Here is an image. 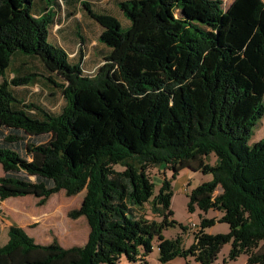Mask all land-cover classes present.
Returning a JSON list of instances; mask_svg holds the SVG:
<instances>
[{
  "label": "trees",
  "instance_id": "obj_1",
  "mask_svg": "<svg viewBox=\"0 0 264 264\" xmlns=\"http://www.w3.org/2000/svg\"><path fill=\"white\" fill-rule=\"evenodd\" d=\"M81 4L102 27L97 40L109 49L98 53L114 51L96 74L61 43L82 48V22L52 32L64 0H0V201L84 190L69 214L89 226L82 245L63 247L10 223L0 264H147L154 239L162 263L212 264L230 243V260L244 253L246 264H264V138L250 143L264 116V0H119L128 25ZM33 59L72 84L43 76ZM38 75L60 90V110L16 89ZM149 166L171 174L156 194ZM182 170L212 175L186 194L188 211L221 212L201 217L187 247L186 226L163 236ZM215 221L228 231L206 233Z\"/></svg>",
  "mask_w": 264,
  "mask_h": 264
},
{
  "label": "rangeland",
  "instance_id": "obj_2",
  "mask_svg": "<svg viewBox=\"0 0 264 264\" xmlns=\"http://www.w3.org/2000/svg\"><path fill=\"white\" fill-rule=\"evenodd\" d=\"M233 0H222L223 6L227 7ZM102 6H106L109 12L116 16L120 22L124 25L126 17L121 15L119 7L115 4V0H105ZM94 9L91 5H89ZM80 17V16H79ZM78 17V18H79ZM82 18V17H81ZM125 18V19H124ZM83 19V18H82ZM84 20L87 26H83V30L88 37V41L85 39L82 42L85 44L81 48V45L72 44L68 41H64L65 44H69L72 54L70 56H79L81 54V69L86 74H96L102 71L105 66L111 64L114 51L109 50L105 54H97L94 45L98 44L93 34H99L102 27L94 20L85 18ZM127 20V19H126ZM128 21V20H127ZM59 26H54L52 32H57L56 29ZM124 27V26H123ZM66 31V27L63 28ZM53 37L52 34L50 38ZM54 38V37H53ZM91 38V39H90ZM90 39V40H89ZM92 40V41H91ZM63 41V40H62ZM99 46V45H98ZM105 48V47H104ZM109 49V48H105ZM96 56V58L93 56ZM110 56V57H108ZM19 59H16L14 63H17ZM28 59L26 60V62ZM33 65L35 70L42 73L43 76H50L57 83L72 84L71 80L56 76L53 72L47 71L38 59H33V62H28ZM7 72L6 75H9ZM1 80V78H0ZM35 83L31 85H24L16 87L17 90L22 91L27 89V92L33 100L46 102V105L54 110H60L64 105V98L62 97L60 90L48 83L45 78L37 76ZM50 100L53 102L50 103ZM264 138V116L260 123L254 128L253 135L250 143ZM213 158H208L207 161L213 162ZM115 168L121 169L116 165ZM187 173V177L185 176ZM147 174L153 182L154 194L158 192L160 183L165 176L171 177L170 171L162 167L149 166L147 168ZM0 175H2V167L0 165ZM212 178L209 173L196 172L182 170L175 178L172 179L173 194L170 200L171 217L173 225L167 227L163 231V236L166 238H174L180 235L182 227H187L189 222L195 221L198 226L200 225L201 217L218 219L221 215L220 211L209 209L206 212H202L198 208H195L193 212L188 211L187 202L188 198L186 194L198 184L208 181ZM189 182V183H188ZM219 190V188L217 189ZM85 195V191H81L75 194H67L63 190H59L51 194L44 202H39V198L32 195H25L19 197H8L0 201V244H4L7 239V227L10 223L18 224L32 236L35 241L43 244L58 243L63 247H70L73 245H82L88 236L89 226L86 218L83 215L72 217L70 211L80 207L82 199ZM204 231L209 234L226 233L228 231V225L223 222L215 221L213 225L204 228ZM185 232L183 236H185ZM190 238H186V247L190 244ZM152 251L147 256V264H196L195 260L191 256L181 257L177 256L167 262H160L158 260V249L156 246V240L154 239ZM230 249V243L223 245L222 249L217 255V258L212 264H246L247 255L241 253L234 260L228 258ZM126 259L123 257L120 260V264H125Z\"/></svg>",
  "mask_w": 264,
  "mask_h": 264
},
{
  "label": "crops",
  "instance_id": "obj_3",
  "mask_svg": "<svg viewBox=\"0 0 264 264\" xmlns=\"http://www.w3.org/2000/svg\"><path fill=\"white\" fill-rule=\"evenodd\" d=\"M84 1H86V2H88V4L89 5H91L94 9L95 8H99V6H102L101 4L105 1V0H64V8H65V11L64 12H62V14H67V16H65V19H64V21H63V23L62 24H58V25H56V26H62V27H65V26H68V25H71V26H74V24H75V22L76 21H80V22H82V27L85 25V26H87V25H89V24H87L86 22H85V20H84V17L85 18H89L90 20H92L90 17H88L87 15H86V12H85V10L83 9V7H82V4H81V2H84ZM119 0H115V4L117 5V2H118ZM118 6V5H117ZM104 7H106V6H104ZM107 8V7H106ZM64 14V15H65ZM121 15L123 16V14L121 13ZM80 16V17H79ZM79 17V18H78ZM83 19H82V18ZM124 17V16H123ZM125 19V18H124ZM129 23H128V21L125 19V24L124 25H128ZM84 31V30H83ZM101 32V31H100ZM58 33H59V31H58ZM58 35V34H57ZM99 34H93V36L92 37H94L96 40H97V36H98ZM84 36H85V39L88 41V37H87V35H86V33L84 32ZM91 39V38H90ZM89 39V40H90ZM92 41V40H91ZM61 43L63 44L64 42H62L61 41ZM73 44V43H72ZM70 45H71V43H70ZM70 45H69V50H68V52H70V54H72V50H71V48H70ZM99 45V46H98ZM84 47H85V44H84ZM93 48L95 49V51L97 52V54H99L98 53V49H100V48H103V49H105L104 48V46L101 44V43H99L98 42V44H96V45H94L93 46ZM93 56L96 58V56L93 54ZM185 176L187 177V173L185 172ZM189 183V182H188ZM221 215V214H220ZM1 233V232H0ZM186 238L187 237H183V245L186 247V245H185V243H186ZM190 243H191V238H190Z\"/></svg>",
  "mask_w": 264,
  "mask_h": 264
},
{
  "label": "built area",
  "instance_id": "obj_4",
  "mask_svg": "<svg viewBox=\"0 0 264 264\" xmlns=\"http://www.w3.org/2000/svg\"><path fill=\"white\" fill-rule=\"evenodd\" d=\"M199 226L195 221L189 222L187 228H186V235L195 234L198 230Z\"/></svg>",
  "mask_w": 264,
  "mask_h": 264
}]
</instances>
